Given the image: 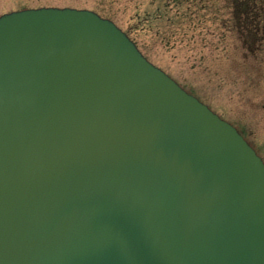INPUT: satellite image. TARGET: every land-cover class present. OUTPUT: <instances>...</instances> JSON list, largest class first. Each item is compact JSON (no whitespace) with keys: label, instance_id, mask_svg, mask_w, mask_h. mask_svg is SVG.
Returning a JSON list of instances; mask_svg holds the SVG:
<instances>
[{"label":"water","instance_id":"1","mask_svg":"<svg viewBox=\"0 0 264 264\" xmlns=\"http://www.w3.org/2000/svg\"><path fill=\"white\" fill-rule=\"evenodd\" d=\"M0 264H264V161L112 20L3 14Z\"/></svg>","mask_w":264,"mask_h":264},{"label":"rangeland","instance_id":"2","mask_svg":"<svg viewBox=\"0 0 264 264\" xmlns=\"http://www.w3.org/2000/svg\"><path fill=\"white\" fill-rule=\"evenodd\" d=\"M263 6L264 0L252 7L239 0H0V16L56 7L112 20L150 62L234 125L264 160ZM254 10L260 26L242 27L241 13Z\"/></svg>","mask_w":264,"mask_h":264},{"label":"trees","instance_id":"3","mask_svg":"<svg viewBox=\"0 0 264 264\" xmlns=\"http://www.w3.org/2000/svg\"><path fill=\"white\" fill-rule=\"evenodd\" d=\"M256 1L257 0H239V2H242V3H244V5H247V6L249 5V7H252V5ZM161 8L162 7L157 8L159 13H160ZM245 9H247V8H245ZM249 10H250V8H249ZM145 14H146V16H150L151 15V14L146 13V12H145ZM239 18H241L239 22H241L242 19L244 20V22H242L243 23L242 27H246L247 29L251 28V24L252 23L255 24L256 22L260 21V15L257 14L255 10L254 11H249V12H246V13H241V16ZM247 22L250 23V24H248ZM256 25H257V28H258L259 22H258V24L256 23ZM240 26H241V23H240Z\"/></svg>","mask_w":264,"mask_h":264},{"label":"flooded vegetation","instance_id":"4","mask_svg":"<svg viewBox=\"0 0 264 264\" xmlns=\"http://www.w3.org/2000/svg\"><path fill=\"white\" fill-rule=\"evenodd\" d=\"M255 10L257 9V11L259 12V8H254ZM262 10L264 11V6L262 7Z\"/></svg>","mask_w":264,"mask_h":264}]
</instances>
